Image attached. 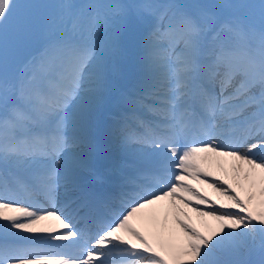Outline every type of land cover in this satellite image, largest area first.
Returning <instances> with one entry per match:
<instances>
[{
    "label": "snow or ice",
    "instance_id": "1",
    "mask_svg": "<svg viewBox=\"0 0 264 264\" xmlns=\"http://www.w3.org/2000/svg\"><path fill=\"white\" fill-rule=\"evenodd\" d=\"M0 264H264V0H0Z\"/></svg>",
    "mask_w": 264,
    "mask_h": 264
},
{
    "label": "rangeland",
    "instance_id": "2",
    "mask_svg": "<svg viewBox=\"0 0 264 264\" xmlns=\"http://www.w3.org/2000/svg\"><path fill=\"white\" fill-rule=\"evenodd\" d=\"M14 2H16V0H14ZM20 2H23V0H20ZM38 2H41V3H53L54 4V3L61 2V0H38ZM76 2L89 3V2H92V0H76ZM110 2L138 3V2H142V0H110ZM32 46H36V45L33 44ZM32 46L28 49V51H31ZM134 59H135V57H134ZM123 61H126V59H124ZM138 61H139V59H138ZM131 66L124 65V64L122 65L121 62H119L116 65V67H115V69L113 70V73H112V81H113V84L115 83L114 87H119V86H116V84H118L119 80H120V77H119V74H118L119 67H120V72L123 75V77L127 78L129 76L130 71H131ZM137 67L138 66L136 65V68ZM141 77H142V74H141Z\"/></svg>",
    "mask_w": 264,
    "mask_h": 264
},
{
    "label": "bare ground",
    "instance_id": "3",
    "mask_svg": "<svg viewBox=\"0 0 264 264\" xmlns=\"http://www.w3.org/2000/svg\"><path fill=\"white\" fill-rule=\"evenodd\" d=\"M109 143H110V142H109ZM110 144H111V143H110ZM112 146H113V145H112ZM210 192H211V189H210ZM63 195H64V190L61 189V194H60V196H63ZM61 199H63V198H59L58 201L60 202Z\"/></svg>",
    "mask_w": 264,
    "mask_h": 264
},
{
    "label": "water",
    "instance_id": "4",
    "mask_svg": "<svg viewBox=\"0 0 264 264\" xmlns=\"http://www.w3.org/2000/svg\"><path fill=\"white\" fill-rule=\"evenodd\" d=\"M139 36H138V34L136 35V38H138Z\"/></svg>",
    "mask_w": 264,
    "mask_h": 264
}]
</instances>
